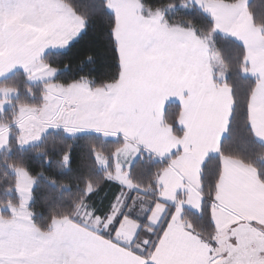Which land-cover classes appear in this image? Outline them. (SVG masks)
I'll list each match as a JSON object with an SVG mask.
<instances>
[{"label": "snow or ice", "instance_id": "obj_1", "mask_svg": "<svg viewBox=\"0 0 264 264\" xmlns=\"http://www.w3.org/2000/svg\"><path fill=\"white\" fill-rule=\"evenodd\" d=\"M251 2L0 0V264H264Z\"/></svg>", "mask_w": 264, "mask_h": 264}, {"label": "trees", "instance_id": "obj_2", "mask_svg": "<svg viewBox=\"0 0 264 264\" xmlns=\"http://www.w3.org/2000/svg\"><path fill=\"white\" fill-rule=\"evenodd\" d=\"M249 7L258 19L264 20V6H261L259 4V0H252ZM176 19H177V22H184L185 21V18L183 16H177ZM13 101H14V105H13L14 109H16V106L18 104L26 102L25 98H23V97H21V99L19 101H17V100H13ZM13 108L8 113L9 116L13 115V110H14ZM50 145H51V142H49V146H46L44 148V152H48L50 150ZM60 146L61 145L59 143L56 144L57 148H59ZM39 151H40L39 147L28 146V153H25L23 151H18L17 146L15 144H13L11 146V152L15 153V155L10 158L9 152L5 151V152L0 154V162L9 161V162L29 166V167H32L33 165H35V170L40 171V168H39L40 161L39 160L29 161L25 158L26 155H28L29 153L31 155L35 156L37 153H39ZM258 152L264 154V149H258ZM3 176H4V169H3V167H0V178H2ZM6 179L9 183H11L14 180V176H8ZM69 183H71V181H69ZM64 195L69 197L70 199L74 198L75 190L73 189V191L71 193H64Z\"/></svg>", "mask_w": 264, "mask_h": 264}, {"label": "rangeland", "instance_id": "obj_3", "mask_svg": "<svg viewBox=\"0 0 264 264\" xmlns=\"http://www.w3.org/2000/svg\"><path fill=\"white\" fill-rule=\"evenodd\" d=\"M13 105H14V101L12 100V101L10 102V104H9V108L12 109V108L14 107ZM13 109H14V108H13ZM15 110H16V109L13 110V114H14ZM29 146H31V145H29ZM27 147H28V146H27ZM2 153H3V152H2ZM0 154H1V153H0Z\"/></svg>", "mask_w": 264, "mask_h": 264}, {"label": "crops", "instance_id": "obj_4", "mask_svg": "<svg viewBox=\"0 0 264 264\" xmlns=\"http://www.w3.org/2000/svg\"><path fill=\"white\" fill-rule=\"evenodd\" d=\"M178 103V102H177Z\"/></svg>", "mask_w": 264, "mask_h": 264}]
</instances>
